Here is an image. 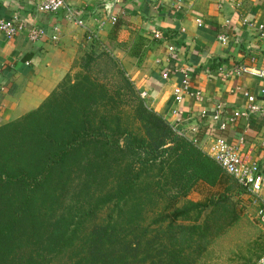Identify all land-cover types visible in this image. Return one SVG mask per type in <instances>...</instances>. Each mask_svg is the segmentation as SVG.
<instances>
[{
	"label": "trees",
	"instance_id": "1",
	"mask_svg": "<svg viewBox=\"0 0 264 264\" xmlns=\"http://www.w3.org/2000/svg\"><path fill=\"white\" fill-rule=\"evenodd\" d=\"M95 50L80 58L77 79H64L39 107L0 123V264H48L72 247L79 234L87 239L82 259L88 264H118L121 253L112 239L118 234L112 215L99 223L112 191L121 196L134 190L145 173L152 186L148 184L144 201L155 190H190L191 184L180 185L187 174L212 185L233 179L148 105L115 56ZM125 156L132 157L127 161ZM111 164L121 167L115 183L93 196L89 186L107 180ZM76 180L80 193H87L77 209L64 212V192ZM236 186L238 194L246 193L238 181ZM187 210L178 209L174 216ZM51 222L56 224L54 236L44 238L49 226L43 229V223Z\"/></svg>",
	"mask_w": 264,
	"mask_h": 264
},
{
	"label": "crops",
	"instance_id": "2",
	"mask_svg": "<svg viewBox=\"0 0 264 264\" xmlns=\"http://www.w3.org/2000/svg\"><path fill=\"white\" fill-rule=\"evenodd\" d=\"M43 1L0 0V18L18 16L27 26L46 31L33 41L27 29L11 38L0 29V123L39 107L84 52L101 43L147 93L150 107L170 122L177 118L173 110L181 108L179 128L199 148L209 153L217 135L231 142L243 136L244 152L264 171L263 116L239 117L225 131L213 128L209 115L202 116L219 103L223 115L243 109L245 90L264 105L260 79L236 71L240 66L264 69V0H182L181 9L174 0H69L84 26L64 9L40 11ZM155 30L162 36L155 37ZM53 34L58 38L52 39ZM220 35H227V41H220ZM170 45L177 47L175 52ZM184 68L190 84L178 103L174 88L184 79Z\"/></svg>",
	"mask_w": 264,
	"mask_h": 264
},
{
	"label": "rangeland",
	"instance_id": "3",
	"mask_svg": "<svg viewBox=\"0 0 264 264\" xmlns=\"http://www.w3.org/2000/svg\"><path fill=\"white\" fill-rule=\"evenodd\" d=\"M95 49L111 53L101 43ZM76 64L66 74L65 80L77 79L81 69L79 61ZM133 126L136 128L139 125ZM131 157L125 156V160ZM107 167L111 168L107 172V180L89 186V193L95 197L115 183L121 170V167L112 164ZM158 167L155 173L159 172ZM144 177L134 190L121 193V196L112 191V202L99 216V223L108 222L109 215L113 217L118 234L112 239L114 247L121 253L118 264H256L264 257V224L257 218L260 203L246 193L238 194L239 187H232L237 182L234 177L231 181L225 178L212 185L187 174L180 185L191 184L190 190L184 192L185 188L177 191L167 188L161 194L155 190L153 198L147 200L146 197V201L145 192L147 194L150 189L148 184L152 186V183L148 182L147 173ZM78 184L76 180L64 192L62 211L68 212L73 207L77 209L79 200L87 193L85 190L81 194ZM222 195L223 200L220 201ZM183 208L188 209L187 212L176 218L174 212ZM55 225L43 223V229L49 226L44 238L54 236ZM178 225L184 226L183 231ZM86 241V236L79 234L72 247L48 264H88L85 258L82 259L88 250ZM136 241H139L137 246L131 247L130 244ZM44 247L46 244L40 245V248Z\"/></svg>",
	"mask_w": 264,
	"mask_h": 264
},
{
	"label": "built area",
	"instance_id": "4",
	"mask_svg": "<svg viewBox=\"0 0 264 264\" xmlns=\"http://www.w3.org/2000/svg\"><path fill=\"white\" fill-rule=\"evenodd\" d=\"M174 6L178 9L182 8V0H174ZM39 10L43 12L54 13L62 9L65 10L68 17L72 19L77 25L84 26V21L77 17L75 9L71 6L69 0H44L39 5ZM115 22L116 17H112ZM197 23L202 25V20L197 19ZM0 29L4 35L8 38L14 37L19 32L28 30L29 38L33 41L40 39L45 35L46 31L42 27L35 25L27 26L23 19H19L18 16L11 18H0ZM261 30L264 32V25H261ZM155 37L159 38L162 36L158 30L154 31ZM264 35V33H263ZM57 34L52 35V39H57ZM228 39L227 35H220L219 40L226 42ZM175 45H170L169 50L171 52L176 51ZM237 73H249L257 76L261 81L259 88V94L264 98V69L255 68L250 66H240L236 70ZM184 73V79L181 84L174 88L175 99L178 103H181L184 99V92L187 91L190 81L189 73L185 68L182 69ZM225 75L228 73L225 71ZM164 77H168V73L164 74ZM199 94V92H198ZM142 97H146V92H141ZM244 97V108L235 110L232 115H223L222 104H217L212 110H203L202 116H210L212 122L215 123L216 129L225 131L231 123H234L239 117H251L252 115H260L264 117V105H261L257 101V96L251 93L249 90L243 92ZM181 108H175L173 114L177 115L174 122H170L173 129L181 136L187 137V134L179 128L180 122L182 121ZM237 142H231L224 135H217L214 139L213 144L210 147L208 153L216 162L230 175H232L246 190V194L255 198L259 201V207L257 209V218L264 224V171L260 164L253 160L248 153L244 152L243 142L244 137H237ZM196 143V139H193ZM256 264H264V257H262Z\"/></svg>",
	"mask_w": 264,
	"mask_h": 264
}]
</instances>
